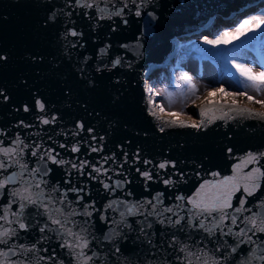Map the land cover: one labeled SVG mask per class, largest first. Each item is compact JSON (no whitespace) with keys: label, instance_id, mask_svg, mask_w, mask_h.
<instances>
[{"label":"water","instance_id":"obj_1","mask_svg":"<svg viewBox=\"0 0 264 264\" xmlns=\"http://www.w3.org/2000/svg\"><path fill=\"white\" fill-rule=\"evenodd\" d=\"M260 1L263 0H144L141 16L134 14L135 8L129 2L131 12L125 10L123 16L112 15L111 18H107L105 14V19L96 18L92 10L77 8L71 19L79 26L78 30L84 33L85 47L69 52L60 39L62 22L68 18L60 16L58 22H49L47 27L43 26L49 13L47 6L54 3L61 8L64 0H0V49L8 56L6 63H0V87L5 89L9 97L7 101L0 97V129L7 131L10 138H14V134L19 132L22 138L36 140L48 147L49 144L75 142L71 136L75 131V122L83 120L95 129L98 142L104 146L103 153H86L82 144L81 153L69 152L66 155L60 150L61 156L72 159L81 155L82 158L96 162L101 156L111 157L116 153L119 164L123 163L121 152H127L129 160L123 168V177L113 176V179L126 177L130 183L122 191L118 189L113 194L104 190L99 181L81 177L73 169L49 165L53 168L48 178L51 186L59 183L62 187H67L63 183L68 178L65 173L71 172L73 184L86 187L89 195L85 200H94L96 207L101 209L112 200L136 203L152 199L162 192L164 205L173 207L174 211H178L187 220L189 213L175 207L178 204L182 206L184 202L177 201L175 197L191 195L203 180L212 178L209 175L211 171H219L221 176L232 175L233 165L248 151H264V122L244 118L227 122L217 120L208 125L206 134L204 130H200L198 134L196 129L188 127L169 128L165 133H160L159 122L146 111L145 90L148 79L153 82L157 73L164 68V59L168 54H173L175 37L193 36L186 33L191 29L203 30L215 13L228 17L236 12L235 21L232 20L230 26L238 25L242 19L261 8L248 9L247 6ZM113 4L116 8L121 7L120 0H108V7L113 12ZM246 7L247 9H243ZM85 12L89 15L85 16ZM148 13L154 15L150 16ZM125 20L127 23H124ZM106 45L111 46L109 52L112 56L124 57L132 67L96 73L94 68L99 61L95 54ZM39 57H43V60L40 61ZM85 57L91 58L88 62L91 67L84 63ZM81 68H86L83 78L78 71ZM90 79L95 81L94 87L87 83ZM68 92L71 94L67 95ZM34 95L44 99L51 110H58L56 114L60 119L56 124L39 123L37 116L40 113L38 109L32 108ZM25 104L31 111L23 110ZM195 115L199 120L202 119L198 111ZM20 121L31 124L32 127L18 128ZM145 132L147 135H144ZM63 133L68 135H62ZM82 135L87 138L86 134ZM99 136L104 137L103 141H99ZM93 143L95 146L96 142ZM226 147H232L233 154H227ZM137 149L142 158L152 159L154 162L175 159L177 167L185 173L184 179L177 180L174 187L165 186L159 180L149 182L146 190L144 179L135 171L140 165L133 164L131 159ZM202 163L204 167L198 169L196 165ZM117 164L106 165L110 167L109 175L117 168ZM261 165H264V161H261ZM251 167L250 165L249 168ZM198 171L199 176L196 175ZM161 176L168 178L163 172ZM101 179L110 182L106 177ZM240 196L241 193L235 194L234 204ZM73 197L74 194L70 193L69 198ZM257 198L264 199V182L261 189L248 198L254 211ZM73 207H78L74 199ZM160 208L158 206V210ZM28 214L40 220L41 224L44 223V217L37 213L35 206L26 210V215ZM99 215L100 213H94V224L90 228L95 235L94 246L99 245L96 250L100 254V261L97 264H181L177 257L181 256L180 248L184 245L198 254H209V259L214 254L216 236H209L203 229L191 227L188 223H170L168 218L176 219L171 213L161 211L159 218L154 215L129 216L127 225L105 224L99 220ZM109 215L115 221L120 220L119 215L112 210H109ZM75 219L83 220L79 216ZM160 219L165 222L161 224ZM145 220L141 231V223L138 222ZM205 225L211 227L208 221H205ZM105 235H112L111 241L105 240ZM173 236L176 238L175 242ZM224 239L231 243V239ZM38 240L41 241L38 245L41 250L36 253L37 259L45 255L43 248L49 251L55 249L63 264H76L70 250L58 246L60 240L56 232H45L42 240L41 233L36 228L20 233L21 243L30 245ZM114 247H119L120 252L114 253ZM184 255H187V251Z\"/></svg>","mask_w":264,"mask_h":264},{"label":"snow or ice","instance_id":"obj_2","mask_svg":"<svg viewBox=\"0 0 264 264\" xmlns=\"http://www.w3.org/2000/svg\"><path fill=\"white\" fill-rule=\"evenodd\" d=\"M129 2L135 8L134 14L141 16L143 14L141 5L144 4V0H120L121 7L116 8L115 4L112 5L115 8L114 12L108 7V0H64L61 8L53 3L47 6L49 13L43 26L47 27L49 22H58L60 16L67 17L68 19L62 22L63 32L60 39L63 41V47L70 52L85 47L84 33L78 30L79 26L71 19L77 8L92 10L96 18L105 19V14H107V18H111L112 15L123 16L125 10L131 12L132 8H129ZM101 4L104 6L101 7ZM84 15L88 16L89 13L85 12ZM148 15L151 16L154 13H148ZM89 18L92 17L89 16ZM124 23L127 21L125 20ZM248 33L259 34L253 36L251 40L264 41V12L244 19L238 27H235L234 31H223L221 34H217L214 39L205 37L204 43L212 45L217 50L200 49V51L210 57H221L227 63L230 54L236 49H221L219 46L232 44L234 40L245 37ZM248 42L250 41L245 43ZM110 47V45H106L97 50L95 57L99 63L94 68L96 73L119 71L125 66L132 67V64L124 57L112 56L109 52ZM123 47L127 48V45ZM30 59L37 58L30 57ZM38 59L42 61L43 57ZM90 59L89 57L84 58V63L88 67L92 66L88 63ZM7 60V54L0 49V63H6ZM232 66L243 78L237 79L235 84L242 85L244 90L228 91L223 87L212 88L207 90L202 100L198 95L200 89L193 83V78L187 72L181 75L180 79L187 85L185 101L192 99V105L202 118L199 121L187 116L183 108L180 111L171 110L170 98L169 108L166 109L165 104L157 100L165 93L156 91L149 85L145 90L146 111L159 122L158 131L165 133L169 128L188 127L196 129L198 134L200 130H204V134H206L208 125L217 120L227 122L244 118L264 122V98H257V96L264 97V63L260 64L259 71L247 63H237L234 59ZM78 71L83 78L86 68H81ZM229 74L234 75V73ZM87 83L90 86H95L94 80L90 79ZM250 90L255 94H249ZM66 94L70 95L71 93ZM0 97L3 98V101L9 99L2 87H0ZM239 97L244 98L243 103ZM197 100H201V102L197 104ZM249 105H260V108ZM183 107H188L187 103ZM32 108L38 109L40 114L37 119L41 125H54L60 119L56 114L58 110H51L45 100L38 95L33 97ZM23 110L31 111L27 104L23 106ZM85 110H87V106H85ZM17 127L30 128L32 125L20 121ZM82 134H86L87 138ZM62 135L66 136L68 133ZM144 135L147 133L145 132ZM225 135L228 136V133ZM71 136L75 142L49 144L48 147H45L43 143L36 140L22 138L19 132L14 134V138H10L7 131L0 129V201H3L0 203V264H41V262L42 264H63L55 249L49 251L47 248H43L42 251L45 255L40 256L39 259L36 258V253L41 250L38 248L40 240L30 245L20 242V233H27L32 228H36L41 233V240L45 232H56L60 240L58 246L61 249L70 250L76 264H97L100 261V254L96 250L99 245L94 246L95 235L90 231L94 224L92 220L94 213H100L98 218L105 224L127 225L129 216L154 215L159 218L161 211L176 216L175 220L168 218L172 224L188 223L191 227L203 229L209 236H216L214 254L211 255V259L208 258L209 254H198L184 245L180 248L181 256L177 257L181 260V264H264V199L257 198L254 205L255 211L253 204L248 199L261 189L262 182H264V165H261V161H264V151H248L238 163L233 165L232 175L221 176L219 171H211L209 175L212 178L203 180L191 195L176 196L177 201L184 203L182 206L178 204L175 207L189 213L186 220L185 216L179 215V212L174 211L173 207L164 205V193L162 192L157 193L152 199L136 203L112 200L101 209L96 207L94 200H85L89 193L86 191V187L73 184L71 172L65 173L68 178L63 183L67 187H62L59 183L51 186L48 178L53 172V168L49 165L66 166L73 169L81 177H87L90 181H99L104 190L113 194L118 189L122 191L130 183L126 177L113 179V176L123 177V168L129 160L127 152H121L123 163L119 164H117L116 153H113L111 157L101 156L100 160L96 162L82 158L81 155L65 159L61 156L60 150H63L66 155L69 152L79 154L82 152V144L86 153L99 154L104 151L103 144L97 140L95 129L88 126L83 120L75 122V131L71 133ZM48 139L51 140V137ZM103 139V136H99V141H103ZM93 142H96L95 146ZM127 143L130 144V141ZM225 151L229 155L233 154L232 147H226ZM131 159L133 164L140 165L135 168V171L144 179L146 190L149 182L159 180L165 186L174 187L177 180L184 179L185 173L183 169L177 167L175 159L154 162L152 159L142 158L139 149L133 152ZM112 164H117V168L109 175L110 167H106V165ZM250 165L251 168H249ZM196 167L202 168L204 164L196 165ZM246 168L249 170L244 171ZM169 169L172 171L169 172ZM161 172L168 178H163ZM196 175H200L199 171ZM101 177H106L110 182H105ZM70 193L74 194L73 199L78 207H73V199L69 198ZM236 193H241V196L234 204L233 198ZM188 205H191V208H188ZM31 206H35L37 213L44 217L43 224L31 214L26 215V210ZM158 206H161L160 210H158ZM109 210L117 213L120 220L115 221L109 215ZM77 216L82 217L83 220L77 221L75 219ZM205 221H208L211 227H206ZM159 222L163 224L165 221L160 219ZM138 223H141V231H143L146 220ZM224 238L231 239V243ZM104 239L111 241L112 235H105ZM175 239L173 236V242ZM185 251H187V255H184ZM113 252L119 253L120 248L114 247Z\"/></svg>","mask_w":264,"mask_h":264},{"label":"rangeland","instance_id":"obj_3","mask_svg":"<svg viewBox=\"0 0 264 264\" xmlns=\"http://www.w3.org/2000/svg\"><path fill=\"white\" fill-rule=\"evenodd\" d=\"M264 10L260 11L257 14L251 15L248 18H252L254 16L260 15ZM247 18V19H248ZM220 25L218 24L217 27ZM238 27V26H236ZM233 30L230 31H234ZM223 30L221 31V33ZM220 33V34H221ZM255 35H259L257 33H248L246 35V41H250L248 43H243L241 40L244 37H241L238 40H234L233 42H241L238 45H231L229 44L228 47L231 46V48L235 46H240L242 44L248 45L252 50H247L249 52L248 55L242 56V55H236V62L237 63H247L249 66L254 67L255 70H260V64L264 63V58L261 60H257L254 57V51L258 52L261 51L264 55V41L260 40H251V38ZM193 40L183 41L191 43ZM202 45H207L210 47V45L205 44L203 41H201ZM188 46V45H187ZM198 45L196 44V47ZM184 48V47H182ZM183 58H187L186 60L182 61ZM177 62L174 64H171L169 67H167V70L162 73L161 76L154 82L153 85H151L153 88L156 89V91H160L165 93L163 97H158V101H162L165 104V108H169V98L171 99V110L174 111H180L183 108V111L187 114V116H190L192 119H195L194 110L195 107L192 106V99H188L185 101V94L187 91V85L184 81L180 79L181 75L184 72H187L192 78L193 83H195L198 88L200 89L198 95H200L201 100L204 95H206L207 90H210L212 88H218L223 87L227 89L228 91H243L242 85H236L235 81L237 79H243L240 77L239 73L234 70L235 68H232L230 65L227 67H221L219 63L216 60H213L211 58H208L206 56H198V55H188L185 56L183 54H178V58L176 60ZM232 64V61L230 62ZM169 70H173L175 74V83L170 82V75L171 72ZM232 70H234V75H230L229 73H233ZM171 78V77H170ZM181 85H184V87H181ZM170 94V97H169ZM249 94H255L250 90ZM194 98V97H193ZM258 99L264 98L257 96ZM201 100H197L196 103L199 104ZM187 103L188 107H183V105ZM250 107L260 108V105H249ZM195 108V109H194ZM187 118V117H186Z\"/></svg>","mask_w":264,"mask_h":264},{"label":"bare ground","instance_id":"obj_4","mask_svg":"<svg viewBox=\"0 0 264 264\" xmlns=\"http://www.w3.org/2000/svg\"><path fill=\"white\" fill-rule=\"evenodd\" d=\"M247 7H248V9L250 7L251 8L252 7H254V8L255 7H259V8L261 7V8L259 9L258 12L251 13L247 17H245L244 19H247L249 16L254 15V14H257L260 11L264 10V0L263 1H260V2H258L256 4H251V5L247 6ZM247 7L246 8H243V9H247ZM235 13L232 14L231 16H228V17H223L221 14L215 13L208 20V24L204 25L203 30H200V31L199 30H192L190 28L191 31L187 32L186 35L191 34L193 36H191V37L190 36H186L184 38H180V36L175 37V39H174L173 54L170 53V54H168L166 56V58L164 59V62L162 63L165 66H164V68H162L157 73L156 77L154 78V81L152 82L151 80L148 79V86L149 85H153L154 82H156V80L159 78V76H161L162 73H164L167 70V67H169L171 64H174V63L177 62L176 60L178 58V54L179 53L182 54L184 52V48H182V47H186L187 45H188V47H190L192 45L193 46H196V44L198 45L197 47H200V45H201L200 43H201V41L204 42V38L205 37H207L208 39H214L217 34H220L221 33L222 30L223 31H230V30H233V28H235L236 26H238L239 24L238 25H234V26H230L232 24V20H234V17L236 16ZM244 19H242L240 22H242ZM218 24L220 25L219 27H217ZM244 38H246V36ZM193 39H196V40L192 41L191 43L183 42V41H188V40H193ZM232 49L240 50L239 51V54L242 55V56H246V55L249 54L248 51H246L245 49H242V48L233 47ZM189 53H190L189 55L194 54V55L201 56L194 49L190 50ZM172 56H174V57L172 58ZM182 61H184V60H182ZM169 71L171 72V75H170L171 78L169 77L170 82L175 83V81H174V79H175V77H174L175 76L174 71L173 70H169ZM239 99H240V101L242 103L244 102V98L243 97H239ZM197 111H198L197 109H195L193 111L194 112V115H195V113ZM195 120L196 121H199V117H197L196 115H195Z\"/></svg>","mask_w":264,"mask_h":264},{"label":"trees","instance_id":"obj_5","mask_svg":"<svg viewBox=\"0 0 264 264\" xmlns=\"http://www.w3.org/2000/svg\"><path fill=\"white\" fill-rule=\"evenodd\" d=\"M246 39H248V38L242 39L241 42L243 43L244 41H246ZM241 42H232L231 45H238ZM242 45L238 46V48L245 49L246 51L247 50H249V51L252 50L248 45H246V44H242ZM228 46L229 45H226V46L221 45L219 47L221 49H223V48L232 49L231 46L230 47H228ZM235 47H237V46H235ZM192 49H194L201 56H206L208 58H211L213 60H216L221 67H227L228 65H230L232 68H234V67L232 66V64L230 62L233 61V59L236 62V60H237L236 57H238L236 55H239V51H240V50L233 51L230 54V58H229L228 62L225 63V60L223 58H221V57H210L207 54H205V53H203V52L200 51V49H213V51H216L217 49H214L212 45H210V47H208L207 45H202V44L200 45V47H196V46H193V45L190 46V47L186 46V47H184V52L182 54L185 55V56H188L190 54L189 51L192 50ZM254 57L257 60H261L262 58H264V55L262 54L261 51H258V52L257 51L256 52L254 51ZM185 59L186 58H183L182 60H185ZM234 70H232L233 73H234Z\"/></svg>","mask_w":264,"mask_h":264}]
</instances>
